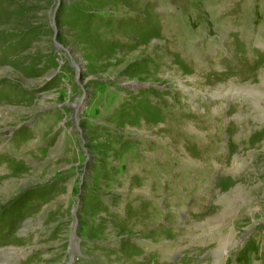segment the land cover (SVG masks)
Listing matches in <instances>:
<instances>
[{
	"label": "rangeland",
	"instance_id": "374dc122",
	"mask_svg": "<svg viewBox=\"0 0 264 264\" xmlns=\"http://www.w3.org/2000/svg\"><path fill=\"white\" fill-rule=\"evenodd\" d=\"M0 210V264H264V0H0Z\"/></svg>",
	"mask_w": 264,
	"mask_h": 264
},
{
	"label": "water",
	"instance_id": "95a60500",
	"mask_svg": "<svg viewBox=\"0 0 264 264\" xmlns=\"http://www.w3.org/2000/svg\"><path fill=\"white\" fill-rule=\"evenodd\" d=\"M72 258V257H71ZM71 261H72V259H71ZM71 261H69L67 264H71Z\"/></svg>",
	"mask_w": 264,
	"mask_h": 264
},
{
	"label": "trees",
	"instance_id": "16d2710c",
	"mask_svg": "<svg viewBox=\"0 0 264 264\" xmlns=\"http://www.w3.org/2000/svg\"><path fill=\"white\" fill-rule=\"evenodd\" d=\"M26 193H28V192H26ZM26 193H25V194H26Z\"/></svg>",
	"mask_w": 264,
	"mask_h": 264
}]
</instances>
